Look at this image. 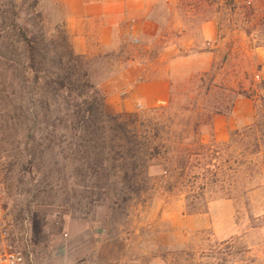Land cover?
Instances as JSON below:
<instances>
[{
	"label": "rangeland",
	"instance_id": "1",
	"mask_svg": "<svg viewBox=\"0 0 264 264\" xmlns=\"http://www.w3.org/2000/svg\"><path fill=\"white\" fill-rule=\"evenodd\" d=\"M35 1L0 0V191L14 224L0 246L32 254L34 264H264V126L240 128L233 148L211 140L212 119L231 106L232 90L264 84V0H152L148 37L80 63L66 30L48 24ZM207 21L218 25L213 39ZM17 25L45 38L43 76L75 71L71 99L86 79L107 96L108 114L144 119L167 109L176 120L147 194L117 208L77 185L76 131L50 122L65 117L62 95L22 77ZM135 56L148 68L131 96L121 81L108 82ZM181 155H191L186 170Z\"/></svg>",
	"mask_w": 264,
	"mask_h": 264
},
{
	"label": "trees",
	"instance_id": "2",
	"mask_svg": "<svg viewBox=\"0 0 264 264\" xmlns=\"http://www.w3.org/2000/svg\"><path fill=\"white\" fill-rule=\"evenodd\" d=\"M39 3V0H36L35 7ZM38 15L43 18L42 13L39 12ZM16 27L20 31L21 42L26 50V63L21 72L22 77L26 81L34 77L37 83L45 88H52L63 97V104L66 107L65 117L61 119L56 117L55 121L50 119V122L57 125L59 121L67 129L76 131L74 140L77 138L79 144L75 154L78 156L77 160H74L76 162L72 164L70 175L76 182L78 180L77 185L93 189L102 201H105V197L108 196L107 198L117 208L126 206L135 197L147 194L153 184L151 168L156 161L171 152L169 142L174 140L176 134L174 127L176 120L167 115V109H154L152 111L154 115L144 119L139 115L127 118L122 114H108L107 96L86 79L81 87L82 93L79 99H71V93L77 83V80H74L75 71L66 67L62 76H43L45 71L39 68V64L40 59H46L44 55L46 53L43 54L45 38L28 35L20 26ZM70 48L71 58L80 63L84 57L76 56L71 44ZM76 67L77 64H75ZM232 91L235 94L232 104L222 114H230L233 111L237 98H251L256 104V114L253 123L244 128L255 131L263 127L264 84L250 89L241 86L240 91ZM65 93L69 95L66 97ZM188 133L190 130L186 129L181 134V139ZM239 133L240 129L235 130L230 142L224 145L233 148ZM199 144L203 148L207 147L202 143L201 136H199ZM190 156L181 155L182 158L178 160L183 170L188 168L191 162ZM178 179L174 178L171 190L178 183ZM113 210L117 209L113 208Z\"/></svg>",
	"mask_w": 264,
	"mask_h": 264
},
{
	"label": "crops",
	"instance_id": "3",
	"mask_svg": "<svg viewBox=\"0 0 264 264\" xmlns=\"http://www.w3.org/2000/svg\"><path fill=\"white\" fill-rule=\"evenodd\" d=\"M42 7L47 23L66 30L79 56L96 55L117 48L126 40L146 38L152 24V0H42ZM203 30L207 38L219 35L217 23L211 21L203 25ZM146 62L142 57H132L120 76L108 83L121 81L129 87L131 96H136L147 72ZM255 105L253 99L239 97L230 114H215L211 140L217 144L227 143L235 130L252 124Z\"/></svg>",
	"mask_w": 264,
	"mask_h": 264
},
{
	"label": "built area",
	"instance_id": "4",
	"mask_svg": "<svg viewBox=\"0 0 264 264\" xmlns=\"http://www.w3.org/2000/svg\"><path fill=\"white\" fill-rule=\"evenodd\" d=\"M13 228V221L5 207L3 193L0 191V237L3 242L9 238ZM0 264H34V256L13 245L4 244L0 246Z\"/></svg>",
	"mask_w": 264,
	"mask_h": 264
}]
</instances>
